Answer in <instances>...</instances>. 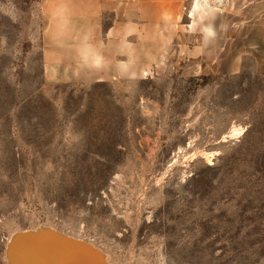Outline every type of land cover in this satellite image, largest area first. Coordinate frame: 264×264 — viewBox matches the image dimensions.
<instances>
[{
  "label": "rangeland",
  "instance_id": "obj_1",
  "mask_svg": "<svg viewBox=\"0 0 264 264\" xmlns=\"http://www.w3.org/2000/svg\"><path fill=\"white\" fill-rule=\"evenodd\" d=\"M245 3L189 0L153 61L71 80L45 65L41 0H0V264H264Z\"/></svg>",
  "mask_w": 264,
  "mask_h": 264
},
{
  "label": "crops",
  "instance_id": "obj_2",
  "mask_svg": "<svg viewBox=\"0 0 264 264\" xmlns=\"http://www.w3.org/2000/svg\"><path fill=\"white\" fill-rule=\"evenodd\" d=\"M188 1L41 0L45 65H66L71 80L124 78L125 61H153L141 58H150L149 49L169 46L163 34ZM245 14L258 16L264 31V0H249ZM262 55L258 62L264 70V50Z\"/></svg>",
  "mask_w": 264,
  "mask_h": 264
},
{
  "label": "water",
  "instance_id": "obj_3",
  "mask_svg": "<svg viewBox=\"0 0 264 264\" xmlns=\"http://www.w3.org/2000/svg\"><path fill=\"white\" fill-rule=\"evenodd\" d=\"M83 264H94V263H91V262H90V263H89V262H87V263H84V262H83Z\"/></svg>",
  "mask_w": 264,
  "mask_h": 264
}]
</instances>
